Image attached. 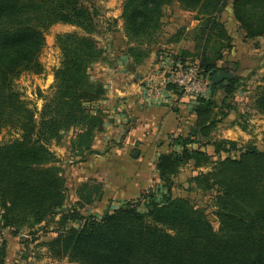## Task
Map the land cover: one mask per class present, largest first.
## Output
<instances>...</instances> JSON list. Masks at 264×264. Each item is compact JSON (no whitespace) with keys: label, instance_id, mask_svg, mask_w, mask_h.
<instances>
[{"label":"trees","instance_id":"16d2710c","mask_svg":"<svg viewBox=\"0 0 264 264\" xmlns=\"http://www.w3.org/2000/svg\"><path fill=\"white\" fill-rule=\"evenodd\" d=\"M173 3L202 19L197 51L181 57L197 59L210 81L208 92L194 99L190 111L195 120L188 132L169 135L167 149L156 156V182L97 216L81 209L100 201L102 185L95 180L78 185L77 200L67 206L63 170L48 145L72 131L70 153L82 158L104 128L107 115L99 106L107 86L89 74L94 64L107 60L108 46L100 47L93 38L98 11L83 0H0V131L18 132L17 138L0 143L1 232L17 237L27 231L31 238L54 222L55 236L41 246L51 258L73 264H264V152L254 144L238 147L215 137L218 124L236 109L232 99L239 80L234 77L226 86L211 82L214 73L228 70L216 62L232 47L220 13L230 5L242 37L263 38L264 0H123L120 19L132 45L115 57L117 63L122 64L123 56L139 62L149 55L161 30L163 8ZM55 24L75 26L85 35L55 36L60 63L53 70L52 93L36 118L15 81L23 73L44 72L39 56L45 33ZM166 89L180 94L173 85ZM252 106L264 115V85L255 92ZM240 117L233 124L240 126ZM186 166L195 174L183 190L212 195L217 230L194 198L173 193ZM29 238L21 239L24 248ZM6 250L3 240L0 264H6Z\"/></svg>","mask_w":264,"mask_h":264},{"label":"crops","instance_id":"0c3cea01","mask_svg":"<svg viewBox=\"0 0 264 264\" xmlns=\"http://www.w3.org/2000/svg\"><path fill=\"white\" fill-rule=\"evenodd\" d=\"M165 8L170 11L168 21L163 20ZM113 17L111 20L116 27L110 32L107 46L112 53L117 51L115 57H119L132 44L121 28L120 11L114 12ZM161 21L158 38L149 47L150 52L145 59L135 62L127 55L123 56L122 64L117 63V70L125 78L124 85L117 92L111 88L105 101L100 103L99 107L106 111V122L103 130L95 134L88 153L82 158L73 156L68 142V154L74 158V164L68 171L74 185L77 187L88 180H96L102 185L100 201L89 206L92 215L100 216L108 209L117 208L123 201L134 199L151 187L157 180L154 161L159 153L167 149V137L171 134H186L195 120L190 111L194 99L180 90L179 95L167 89L160 90L158 95L152 94L153 97L146 93L149 83L160 82L162 70L166 66L197 61L192 56L182 58L181 54L197 51L196 36L202 19L193 12L183 10L178 3H173L163 8ZM219 21L224 24L231 38L232 47L223 53V58L216 62V66L230 71V68L238 66L239 59L238 54L234 53V49L238 48V40L228 30L229 24L233 23L234 27L237 25L230 5H226L220 13ZM241 38L242 45L248 42L256 44L262 39ZM182 42L191 46L183 47ZM253 50L257 51L258 48ZM232 112L218 124L217 131L222 135H217L218 138L232 141L228 132L233 125ZM68 133L71 140L73 132ZM76 200L74 192L73 202Z\"/></svg>","mask_w":264,"mask_h":264},{"label":"rangeland","instance_id":"374dc122","mask_svg":"<svg viewBox=\"0 0 264 264\" xmlns=\"http://www.w3.org/2000/svg\"><path fill=\"white\" fill-rule=\"evenodd\" d=\"M83 2L86 6L92 7L98 11L99 15L96 19L97 33L93 35V38L98 41V43H102L100 47L105 48L110 39V32H112L109 31V29L112 30L116 27L115 24L112 26V23L114 22L110 19L114 18V12L120 11L121 14L123 0H83ZM118 9L119 11H116ZM166 9L167 8H165L164 12V21H168V17L170 16V11ZM232 24L233 23L229 24L228 30L235 34L236 40H238V48L234 49V53H237L239 58L238 66L229 69L233 74V78L237 77L239 80V86L232 99V103L236 107L232 112V118H234L232 121H237L238 114L240 113L242 117L238 120L240 121V126H244L245 128L242 129V127L233 124L230 129H228V132H230L229 137L232 141H235L238 147L247 144H254L259 150L264 152V115L257 113L252 106L255 92L264 85V38L256 44L248 42L242 45L240 43L242 40V34L238 31L237 25L234 27ZM70 32H77L81 35H85L79 28L71 25L55 24L49 28L45 33V45L39 56V61L44 66V72L40 75L23 73L15 81V88L22 93V98L28 103V106L35 110L36 118H38V111L41 109L45 98L49 97L52 93L54 82L53 70L58 67L60 63V52L55 45V36ZM181 45L183 47L188 45L191 46L186 42H182ZM239 45L242 46L239 47ZM254 48H258L259 51L257 50V52L253 50ZM115 55H117V51L116 53H112L111 50L108 49V52L106 53L107 60L94 64L89 69V74L94 80H99L106 84L107 93L112 89L117 92L122 88L125 81L121 71L117 70V62L114 60ZM146 94L150 97L152 94L155 95V91H149L148 89ZM217 135L218 137L222 136L220 131H216L215 137H217ZM17 137L18 132L12 128H4L0 131L1 144ZM69 141L70 133H67L58 143L51 142L48 145L49 149L58 159L56 165L63 170L65 185L67 187V206H71L72 203L75 202H73L74 192H76V189L78 188V186L76 187L72 182L70 171H68V169L74 164V158L70 157L67 151ZM208 151L210 153L212 152L211 149H208ZM232 155L234 154L232 153ZM68 161H71V163ZM204 170L205 169H203V171ZM194 174L195 172H192L190 166L184 167L176 177L173 193L175 196H190L191 198H194L196 203L204 207L213 229L217 230L218 223L214 215L212 195L210 193L195 195L193 192L189 193L183 190L187 187V184L185 183L186 179ZM88 181L91 182L92 180ZM91 210L92 208L89 206L84 207L81 209V213L89 215ZM97 211L99 212L100 210L97 209ZM57 218L58 216L55 220ZM55 227V223L51 222L42 229L38 228L39 230L37 233L32 236L34 238H29L30 240L27 248H24L21 243L22 237L20 235L13 237L8 235L5 231H0L1 238L7 242L8 251L6 250V264H73L66 259L56 260L51 258L47 254L45 247L41 246L42 242L55 236ZM22 233L28 235L27 231H23ZM29 236L30 235H28V237Z\"/></svg>","mask_w":264,"mask_h":264},{"label":"built area","instance_id":"2783aa9c","mask_svg":"<svg viewBox=\"0 0 264 264\" xmlns=\"http://www.w3.org/2000/svg\"><path fill=\"white\" fill-rule=\"evenodd\" d=\"M209 79L202 75L199 62H188L184 64H170L162 70L159 83H149L148 89L154 90L155 94H160V90L166 89L168 85H173L192 99L198 96H205L208 92ZM20 236L29 238L25 233ZM3 238L0 236V244Z\"/></svg>","mask_w":264,"mask_h":264},{"label":"water","instance_id":"95a60500","mask_svg":"<svg viewBox=\"0 0 264 264\" xmlns=\"http://www.w3.org/2000/svg\"><path fill=\"white\" fill-rule=\"evenodd\" d=\"M232 78L233 74L230 71L221 70L212 75L211 82L214 84L222 83L224 86H226L228 81Z\"/></svg>","mask_w":264,"mask_h":264}]
</instances>
